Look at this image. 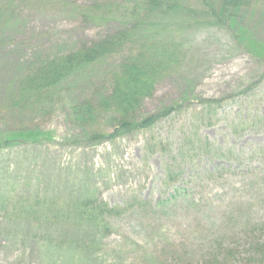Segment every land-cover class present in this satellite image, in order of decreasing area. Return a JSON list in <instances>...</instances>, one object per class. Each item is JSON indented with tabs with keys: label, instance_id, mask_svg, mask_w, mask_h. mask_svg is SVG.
<instances>
[{
	"label": "rangeland",
	"instance_id": "1",
	"mask_svg": "<svg viewBox=\"0 0 264 264\" xmlns=\"http://www.w3.org/2000/svg\"><path fill=\"white\" fill-rule=\"evenodd\" d=\"M130 2L0 0V264H209L230 256L228 264H259L264 0L240 7L231 27L193 20L182 28L185 55L133 116L177 109L149 130L87 145L82 130L90 122L68 116L75 101L93 106L109 93L107 71L138 44L127 42L64 83L48 107L22 100V66L115 34L131 18ZM241 26L249 32L242 41ZM98 121L109 132L111 121ZM27 131L39 135L18 137ZM153 138L158 143L149 144ZM90 193L123 209L96 235L70 228L79 219L73 201Z\"/></svg>",
	"mask_w": 264,
	"mask_h": 264
},
{
	"label": "trees",
	"instance_id": "2",
	"mask_svg": "<svg viewBox=\"0 0 264 264\" xmlns=\"http://www.w3.org/2000/svg\"><path fill=\"white\" fill-rule=\"evenodd\" d=\"M195 1L197 7L190 5L187 0H132L131 6L126 11L132 19L127 18L124 26L115 34L81 45L70 53L42 62L37 61L25 68L22 66L23 70L21 68L20 71L25 78L17 85L22 100L26 102L34 99L43 107H48L51 96L57 89L63 87L64 83L77 81L79 79L77 77L86 68L122 51L127 42L135 46L138 44V47L131 46L133 51L127 59L124 58L119 65L107 71L105 87L109 89V93L101 95L98 104L93 106L88 100L80 104H76L75 101L68 116L81 123L90 122L86 123L85 130H82L87 145L113 141L122 135L149 130L160 118L177 109L169 108L160 114L147 116L138 121L133 116L141 100L152 92L157 79L169 74L178 66L179 58L185 55V44L181 41L182 28L189 27V21L193 20L202 21L204 28H220L224 23L227 27H231L236 12L243 5L246 7L250 0ZM1 14L0 8V16ZM130 19L132 22L129 24ZM245 30L247 28L243 26L237 28L236 37L238 36L241 41L246 39L249 33L244 34ZM139 35L144 41L138 37ZM132 38H135V41ZM247 42V46H253V39ZM259 48L262 46L259 45ZM262 54L264 56V53ZM1 64L0 62V67ZM99 119L111 121V131H105L104 126L99 128L101 125ZM44 134L49 136L48 133ZM17 135L21 139H28L38 136L39 133L27 131ZM150 143L158 142L153 138ZM197 149L199 151L202 149L201 144L198 148H189V153L194 156ZM70 201H67L66 205H69ZM73 203L79 217L78 223L74 227H70V223L64 224L73 230H79L77 226L80 225L92 235L101 232L105 226H110L111 222H114L112 219L123 210L108 206L91 193L83 197L80 202L73 201ZM51 215H54V210L51 211ZM44 219L46 220L47 216ZM255 253L259 256L257 257L259 264H264V246H259ZM231 257L219 261L212 259V263L210 261L209 264H221V262L228 264L233 258Z\"/></svg>",
	"mask_w": 264,
	"mask_h": 264
}]
</instances>
